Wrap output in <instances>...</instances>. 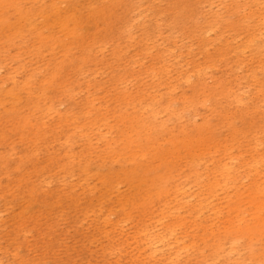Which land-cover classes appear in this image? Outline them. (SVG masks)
Returning <instances> with one entry per match:
<instances>
[{
	"label": "rangeland",
	"instance_id": "374dc122",
	"mask_svg": "<svg viewBox=\"0 0 264 264\" xmlns=\"http://www.w3.org/2000/svg\"><path fill=\"white\" fill-rule=\"evenodd\" d=\"M4 6H0L2 41L14 34L21 15L32 17L36 30L25 28L1 45L0 88L9 90L27 81L34 93H42L44 86L59 84L58 92L49 88L43 96L54 102V109L39 117L50 127L60 125L67 112L85 116L98 111L108 124L78 132L88 135L86 149L95 164H105L106 140L119 142L120 130L129 124L119 118L120 113L134 116L139 109L143 121L154 103L155 123L166 126L160 153L168 163L184 165L188 174L202 172L203 178L217 164H229L238 173V190L245 192L254 182L264 188V163L259 174L252 166L240 168L242 162L264 157V0H9ZM58 12H71V20L59 21ZM84 50L85 65L75 71ZM123 98L137 107L121 102ZM0 117V156L11 151L17 157L36 130L20 127L15 113L0 112ZM202 128L210 143L195 148L202 164L194 167L188 165L186 150L189 137ZM156 138L153 134L152 140ZM175 139L182 142L170 155L168 147ZM74 141L69 150L79 155L84 141ZM38 152L45 163L46 157ZM3 165L0 161V186L9 190L0 189V264H110L96 216L87 207L92 193L87 189L83 194L84 212L70 200L71 186L76 192L87 187L81 186L79 173L43 180L42 193H50L42 196L53 193L59 202L48 210L25 197L23 182L12 187L10 180L17 184L20 176L14 167L7 172ZM104 166L114 172L120 168L114 159ZM23 167L29 168L27 161ZM155 167L158 173L165 170L159 161ZM183 182L178 198L170 197V212L177 213L180 202L179 214L185 216L191 215L186 205L203 196L204 188L194 177L172 184ZM233 187L219 189L211 198L220 212L225 198L236 192ZM118 189L127 193L128 186L121 183ZM103 214V225L117 219V214ZM150 214L142 217L148 225L163 218L157 208ZM210 217L213 211L205 209L197 221ZM131 227L129 221L123 222L120 231L130 232ZM187 227L192 231L191 222Z\"/></svg>",
	"mask_w": 264,
	"mask_h": 264
},
{
	"label": "bare ground",
	"instance_id": "6f19581e",
	"mask_svg": "<svg viewBox=\"0 0 264 264\" xmlns=\"http://www.w3.org/2000/svg\"><path fill=\"white\" fill-rule=\"evenodd\" d=\"M7 1L9 0H0L1 8H5ZM56 16L59 21L68 22L72 14L58 12ZM25 28L36 30L32 17L21 15L19 26L6 41L17 38ZM6 41L0 39V51L1 45ZM84 51V54L81 51L80 65L77 64L79 66L75 67V71L85 65L87 50ZM49 88L58 92L60 86H44L45 91ZM45 91L34 93L27 81L22 86L15 84L9 90L0 88V112L15 113L18 117L16 123L20 127L36 130L35 137L23 153L15 157L9 151L0 156L7 172L10 169L7 168L12 166L17 176H20L17 184L10 180L11 186L16 187L23 182L28 200L38 201L48 210L56 209L59 202L53 193L42 196L50 193H42L43 180L46 183L54 175L73 176L76 172L79 173L77 175L81 186L87 187L76 192L75 186H71L70 200L78 212H84V208L81 209L85 202L83 194L87 189L92 193L87 207L96 216L94 223L100 236L105 239L103 252L105 256L108 253L106 258L110 264L114 263L113 260H116V264H264V188L261 185L254 182L245 192L238 190V173L229 164H217L213 172L203 178L202 172L188 174L184 165L168 163L165 155L160 153V138L164 136L166 126L165 123H155L157 111L154 103L143 121L139 120V109L134 116L120 113L119 118L127 119L129 124L124 131L120 130L119 142L106 140L107 147L103 154L107 156L105 164H111L114 159L120 168L118 172L106 170L105 164L97 165L91 159V151L86 149L85 139L88 135L78 136V132L86 130L87 126L107 125L106 119L98 111L90 110L85 116L82 115L83 112L70 111L62 116V123L57 127L47 126L39 117L53 110L54 102H48L43 97L47 94ZM121 102L137 107L130 99L123 98ZM91 104L90 102L88 106ZM86 117L87 121L84 122ZM205 130L206 128H202L198 135L189 137L191 141L186 150L188 165L195 167L202 164V158L196 154L195 148L209 147L210 138H207ZM153 134L157 136L155 140H152ZM62 138L64 140L60 142ZM74 139L84 141V149L79 155L69 150L76 144ZM179 142H182L181 139H175L168 147L170 155L175 153L174 149ZM46 148H52V151L44 152ZM38 150L42 151L43 158L46 157L45 163H41ZM24 161L28 162L29 168L23 167ZM156 161L162 163L164 171L157 172ZM262 163L264 157L254 162H242L240 168L252 166L256 174H259ZM91 165L94 171L91 170ZM216 176L220 177V182ZM148 177L151 178L148 180ZM191 177L204 188L203 196H199L195 203L186 205L193 217L179 214L183 205L180 202L177 213H171L170 197L175 195L178 198L185 187V182L177 186L172 184L173 181L189 180ZM90 181L97 183L91 185ZM121 183L127 184V193L118 189ZM230 184L234 185L236 192L225 198L222 203L224 211L220 212V208L212 205L211 198L219 189L227 188ZM0 189L5 192L9 190V186H0ZM155 208L163 218L158 217L156 222L148 225L142 217L152 215L150 213ZM209 208L213 211V217L198 222L197 217ZM104 212L117 214L116 221L108 225L105 220L103 225L106 217ZM153 218L154 216H150V219ZM168 218L173 221L167 222ZM187 220L192 223V231L187 227L190 223ZM126 221L132 224V231L124 233L120 231V225Z\"/></svg>",
	"mask_w": 264,
	"mask_h": 264
}]
</instances>
